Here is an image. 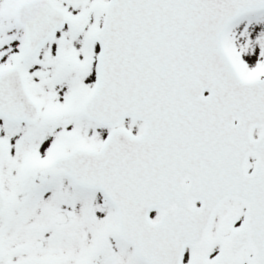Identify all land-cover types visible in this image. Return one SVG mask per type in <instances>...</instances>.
I'll return each instance as SVG.
<instances>
[{
    "label": "snow or ice",
    "instance_id": "6c2138e0",
    "mask_svg": "<svg viewBox=\"0 0 264 264\" xmlns=\"http://www.w3.org/2000/svg\"><path fill=\"white\" fill-rule=\"evenodd\" d=\"M0 264H264V0H0Z\"/></svg>",
    "mask_w": 264,
    "mask_h": 264
}]
</instances>
